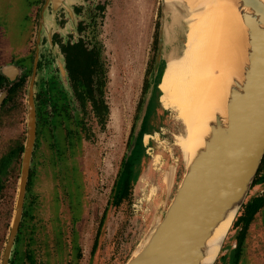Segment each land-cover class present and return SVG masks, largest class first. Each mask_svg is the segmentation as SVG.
<instances>
[{"label": "rangeland", "instance_id": "obj_1", "mask_svg": "<svg viewBox=\"0 0 264 264\" xmlns=\"http://www.w3.org/2000/svg\"><path fill=\"white\" fill-rule=\"evenodd\" d=\"M32 1L0 0V67L20 69L23 58L31 57L37 45L41 47L43 33L53 25L47 11L43 31L41 13L35 32ZM95 1L89 13L95 14L94 33L104 46L105 113L96 118L88 107L79 112L75 123L68 126L71 131L61 139L65 147L54 140L51 125H38L14 254L17 264H125L162 217L184 173L185 163L175 142L176 136L185 135V129L175 110L164 109V74L157 80L125 191L120 173L144 92L152 81L163 8L160 0ZM182 25L174 31L171 28L168 36L175 38L164 46V54L174 52L172 60L185 54L182 43L188 24ZM46 72L40 70L35 79L38 113L49 111V105L42 107L47 97L43 85L47 86L50 76ZM28 85L29 76L0 104V264L20 177ZM172 167V182L164 184ZM263 191L262 184L252 186L245 202ZM240 213L214 264H264V206L243 230L238 246L243 226L235 222Z\"/></svg>", "mask_w": 264, "mask_h": 264}, {"label": "water", "instance_id": "obj_2", "mask_svg": "<svg viewBox=\"0 0 264 264\" xmlns=\"http://www.w3.org/2000/svg\"><path fill=\"white\" fill-rule=\"evenodd\" d=\"M64 1L47 0L46 4L51 3L56 9L65 7ZM160 1L163 11L152 81L144 92L140 113L123 159L120 179H124L125 164L131 161L141 144L152 103L153 85L159 82L154 74L163 71L164 59L166 64L168 57V54H164V46L171 42V36H168L171 28L177 29L171 26V21L174 16L178 17L180 28L182 22L188 24L186 18L195 12L191 9L194 4L192 0ZM233 1L244 25L245 58L241 69L229 79L225 110H216L208 121L207 131L185 164L181 180L162 217L145 242L135 249L140 250L133 254L134 250L125 264H203L211 247L210 239L230 216L233 224L253 185L264 157V0ZM184 13L189 15L186 17ZM41 18L40 28L44 31V9ZM41 33L40 30L38 42ZM37 59L36 54L28 88L26 140L19 185L1 264H8L23 211L36 129L33 84ZM8 71L12 72L10 69ZM224 238L220 242L219 252ZM219 252L211 264L215 263Z\"/></svg>", "mask_w": 264, "mask_h": 264}, {"label": "flooded vegetation", "instance_id": "obj_3", "mask_svg": "<svg viewBox=\"0 0 264 264\" xmlns=\"http://www.w3.org/2000/svg\"><path fill=\"white\" fill-rule=\"evenodd\" d=\"M73 1L74 0H70V1L65 0L64 2L66 6L65 7L59 6L56 9H53L51 3L47 5L46 4L47 0H33L32 2H29L33 6V7L31 6L33 12V19L35 17L36 18L35 20L37 21V23L35 22V26H34L35 32L39 26L37 18L38 17L40 18L43 9H44V13L50 12L49 14H47V16L54 26L53 25L51 26L50 24L46 33L43 34L42 37H44V39L41 43V47L40 48H38V46L34 47V52L32 56L30 57L28 54L27 57L23 58L24 59L22 61L23 65L20 66L21 70L15 69L16 66L14 65H6L0 67V77H3L4 79L3 85L0 87V104H2L7 101L9 95H11L17 88H19L23 84L25 78L28 76H29V85H30L31 77L33 75L34 60L36 54L38 55V59L36 60V69L34 73L35 77L33 84V97H34L35 112H36V122H35L36 129H35L34 145L31 154V161L37 140V134L39 128L38 125H40L41 128L43 125L46 126L51 125L54 140L57 142L58 140L61 141V139L64 140V137L66 135L64 134V132L69 133L71 131V129L68 127L70 122L73 121L75 123V120L79 112L82 113L85 112L87 107L90 109L91 113L96 118L97 117L100 118V116L105 113V111H102V109L104 108L102 91L104 88V84L106 83L105 82L106 71H105V63H104L105 59L103 58L104 46L102 45L101 41L97 39V36L94 33L95 19L93 18V16L95 14L89 13V11L95 8L96 1L76 0L75 3ZM99 9L101 10L100 7H98V10ZM29 24H31V19ZM28 26L29 25H27V27ZM54 52H56L57 55L54 54ZM8 69L12 70V72L11 71L9 72ZM42 69H45L48 72V75H50L46 79V82H48L47 86L45 85L44 87L43 85V89H42L44 95L47 96L46 98H44L42 107L44 108V106L49 105V111H45V110L43 111L42 109L40 110V113H38V109L36 107L37 104H36V95L34 92V86H35V79L37 77V74ZM10 84L11 87L7 89L6 87H8ZM16 84H20V85L16 87L15 86ZM14 86L16 87L15 90L13 92H10V89ZM76 106L78 107V109L76 108ZM26 115H27V108H26ZM77 120L79 121V118ZM60 132H61V138H60ZM62 143L64 144L65 142ZM23 146L21 153H23ZM131 162L132 160L129 162L130 163L129 166H125V168L129 167V173H130V167L132 166ZM29 171H30V167H29ZM29 171H28L27 183L25 187V197H24L21 221L24 216L23 214L25 209L24 208L25 198L29 184ZM257 184L264 185V183L259 182V183H254L252 186ZM263 196H264V191L251 198L254 197L258 198ZM15 202H16V198H15ZM14 208H15V203H14ZM242 210L243 208L240 209L241 212L240 215L243 213ZM252 219L249 221V223L252 221ZM249 223L248 224L242 223L243 227L239 233L240 235H238V240H237L238 242H236L238 246H239V239L242 238L241 235L243 234V230L247 228ZM20 229L21 228L19 224L18 233L16 234L14 240V247L11 252L8 264H17L18 256L16 257V255L14 254H15V250H16L15 248L17 242L18 240L20 241V231H21ZM235 248L237 250V246H235ZM16 254L18 253L16 252Z\"/></svg>", "mask_w": 264, "mask_h": 264}, {"label": "bare ground", "instance_id": "obj_4", "mask_svg": "<svg viewBox=\"0 0 264 264\" xmlns=\"http://www.w3.org/2000/svg\"><path fill=\"white\" fill-rule=\"evenodd\" d=\"M192 1L191 9L195 12L189 18H186L189 14L184 13L188 22L182 43L184 56L172 60L175 57L172 52L163 71L154 74L156 81L165 74L162 86L164 109L175 110L184 126L185 135L176 136L175 144L185 164L201 143L214 112L225 110L229 79L241 69L246 44L244 25L233 0ZM179 25V18L174 16L171 26L178 29ZM174 38L172 36L170 40ZM155 90L156 84L153 93ZM174 172L172 167L164 184H171ZM231 225L232 216L210 239L211 247L203 264H211Z\"/></svg>", "mask_w": 264, "mask_h": 264}, {"label": "trees", "instance_id": "obj_5", "mask_svg": "<svg viewBox=\"0 0 264 264\" xmlns=\"http://www.w3.org/2000/svg\"><path fill=\"white\" fill-rule=\"evenodd\" d=\"M3 77H0V87L3 85ZM20 84H16L15 86H19ZM12 87L10 89V92H13L15 90L16 87ZM129 162L127 164H125V166H129ZM127 168V169H126ZM125 171H124V180H125V191L127 188V184H128V178H129V167H126ZM264 183V157L261 161L260 167L258 169L257 175L255 177V180L253 182L254 183ZM264 206V196L263 197H254L249 199L245 205H243V210H242V214L240 215L239 219L236 220V223L242 222L244 224H248L249 221L252 219L253 215ZM242 236V235H241ZM241 241V239H239V242Z\"/></svg>", "mask_w": 264, "mask_h": 264}]
</instances>
